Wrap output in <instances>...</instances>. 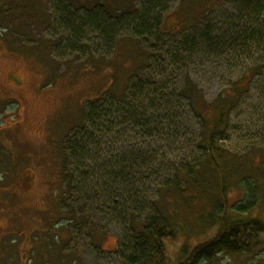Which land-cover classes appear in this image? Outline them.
I'll return each mask as SVG.
<instances>
[{"label":"rangeland","instance_id":"374dc122","mask_svg":"<svg viewBox=\"0 0 264 264\" xmlns=\"http://www.w3.org/2000/svg\"><path fill=\"white\" fill-rule=\"evenodd\" d=\"M18 1L20 10L0 13V264H131L132 230L154 212L177 225L176 237L166 241L173 262L184 248L213 238L221 218L207 219L222 203L216 194L194 192L196 197L179 196L174 205H165L158 188L163 177L175 178L174 171L153 159L154 171L142 178L145 186L134 184L140 193L129 205L131 219L124 207H109L84 180L71 190L67 175L80 177L82 171L79 161L67 162L65 143L77 135L93 100L101 98L115 112L130 83L141 89L137 74H154L163 93L174 95L173 112L188 121L182 138L167 144L165 152L178 166L184 165L185 153L194 152L188 162L201 160L203 151L194 147L200 119L177 103L185 77L190 75L204 99L212 101L261 62L264 52L253 45L248 60V52L227 50L229 44L214 51L204 44L191 49L183 39H194L208 24L212 30L226 28L235 15L234 0ZM95 15L110 20L115 32L107 35L89 23ZM141 24L146 30L138 37L133 29ZM141 103L139 97L140 112ZM149 103L143 105L155 120L159 112ZM107 128L100 146L105 161L152 149L138 129L118 142L122 129ZM224 135L229 162L235 160L228 165L235 164L238 173H227L228 203L245 202L244 183L256 181L258 203L248 216L264 220V74L251 80ZM206 166L199 168V181H211L219 190L218 174L206 172ZM203 264H264V236L247 251L220 252Z\"/></svg>","mask_w":264,"mask_h":264},{"label":"trees","instance_id":"16d2710c","mask_svg":"<svg viewBox=\"0 0 264 264\" xmlns=\"http://www.w3.org/2000/svg\"><path fill=\"white\" fill-rule=\"evenodd\" d=\"M19 2L18 0H0V13L20 10L22 6ZM233 5L235 15L229 19V24L225 25L226 28L212 30L211 25L207 23L206 28L201 29L199 36L194 37V39L192 37L183 39L188 46L186 48L193 49L196 45L204 44L207 50L214 51L220 45L229 44L227 50L240 52L242 49L244 52H248V60L254 57L252 55L253 45H255L256 50L264 52V0H234ZM99 15L88 18V22L97 24L98 29L107 35L115 32L114 27L110 25V20L102 19ZM138 26L136 25L133 30L136 36L141 37L146 26H142V24L141 27ZM160 26L162 27L161 22ZM261 58L264 61V55ZM262 61L247 68L231 86L224 89L212 101L204 99L201 89L190 75L185 77V83L176 95L177 103L185 108L183 111L192 112L200 119L201 129L194 136V147L203 151L204 155L201 160L188 162L187 156L190 158L194 152L185 153L183 156L185 157L184 165L181 166H178L167 155L165 147L169 143L177 144L183 136L181 130L187 126L188 121L182 118L181 114L173 112L172 100L174 95L163 93L164 85L158 87L159 81L155 79L154 74L151 76L137 74L136 78L141 83V89H139V85L130 83L126 99H122V106H119L120 109H116L115 112L106 109L107 103L101 98L93 100L91 106L85 110L84 123L78 127L77 135L72 136V139L65 143L67 162L79 161V167L82 171L80 177L75 174L67 175L71 181L72 191L73 187H78H75V184H81V180H84L88 183L87 188L90 191L100 192L109 207L122 206L124 207L122 212L133 219L132 209L129 205L134 203V200L137 203L140 193L134 184L144 187L145 183H143L142 178L146 177L148 171L152 170L149 167L151 160H158L159 166L163 163L171 167L175 176L171 182L168 177H163L164 181L158 188L159 200H162L165 205L168 202L174 205L179 196L188 197L187 199L196 197L194 192L203 195L210 193L211 196L216 194L222 199L220 207L217 206L218 209L214 207L210 218L207 219L209 222V219L221 218V225L215 236L194 245L191 249L184 248L182 256L176 262H173L169 257L166 246L167 240L176 237L178 230L176 223L161 212L145 214L140 223L132 230L134 253L128 258L131 264H203L205 260L215 258L220 252L247 251L262 241L264 220L248 216L257 206L259 184L256 181L244 183L243 191L248 196L246 201L231 205L228 203L229 185L227 184L229 176L227 173L228 171L234 173L237 167L233 163L228 165L235 160L229 162L228 153L221 142L231 125L234 110L240 103L242 96L250 89L251 80L264 74V62ZM151 87L154 88L151 89ZM139 97L140 102H142L140 106L143 107L141 112L138 105ZM148 98L151 99V104L147 100ZM145 102L149 103V107H157L159 113L155 120L152 114L148 113V107L143 105ZM113 113L116 114L113 115ZM111 116L112 119L108 120ZM108 125L111 129H122L119 132L122 140L118 142L125 140L123 138L129 136L132 128L136 132L138 129L144 144L152 147L153 150L148 148L146 152H136L138 154L134 151L120 154L117 157L118 162H115L117 159L114 161L111 158H107L106 161L103 160V150L100 148L101 138L109 130ZM147 139L151 141L147 143ZM189 142L185 139V143ZM152 154H155L156 157L153 158L154 155ZM101 160L103 163L100 165ZM204 162L207 165L206 168H209L205 170L206 172L209 170L218 174L221 183L219 190H215L211 181H204V179L199 181V168L203 169ZM159 166L156 170L163 172ZM237 175L238 173H236ZM156 207L158 210L161 209L159 205ZM125 215L119 214L120 218H124Z\"/></svg>","mask_w":264,"mask_h":264}]
</instances>
